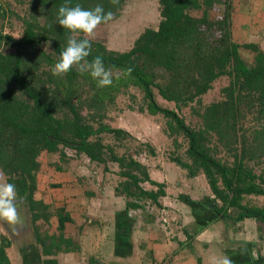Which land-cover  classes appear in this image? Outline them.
Wrapping results in <instances>:
<instances>
[{
	"label": "trees",
	"instance_id": "obj_1",
	"mask_svg": "<svg viewBox=\"0 0 264 264\" xmlns=\"http://www.w3.org/2000/svg\"><path fill=\"white\" fill-rule=\"evenodd\" d=\"M128 2L16 0L7 7L0 2V22L17 20L23 29L19 38L0 31V169L7 183L15 185L16 198H25L43 252L76 249L63 236L72 222L65 207L55 213L61 235L39 225H50L54 215L49 204L36 199L45 153H58L60 162L83 161L94 174L101 171L103 183L116 184L130 210L146 209L142 202L147 200L158 217L164 208L161 199L170 197L166 182L154 180L151 166L143 161L158 156L157 148L107 123L118 98L132 88L142 97L139 111L160 116L177 149L187 143L185 155L169 153V163L187 171L188 179L206 178L213 197L203 205L210 220L222 218L229 226L242 227L255 220L257 239L264 240V49L255 41L234 39L231 0H158L159 21L126 50L88 37L92 47L87 59H103L113 72L110 86L97 87L89 73L75 67L62 76L52 74L67 38H84L59 26L62 5L87 10L101 5L105 13H113V20L98 26L104 27L122 16ZM217 3L224 4L223 14L210 19ZM246 50L253 54L252 62L244 56ZM222 79L227 85L207 102L205 97ZM157 97L173 108L162 106ZM114 165L119 170L111 173ZM110 173L116 180L107 177ZM176 200L193 199L180 192ZM10 246L2 236L0 264H11Z\"/></svg>",
	"mask_w": 264,
	"mask_h": 264
},
{
	"label": "crops",
	"instance_id": "obj_2",
	"mask_svg": "<svg viewBox=\"0 0 264 264\" xmlns=\"http://www.w3.org/2000/svg\"><path fill=\"white\" fill-rule=\"evenodd\" d=\"M244 1L231 0L234 39L241 44L255 41L264 49V9L251 7L252 0L248 5ZM219 4L222 3H217L216 7L210 10V19H214V10ZM240 7L242 11L238 13ZM220 16H217L214 20ZM45 155L46 153L43 157ZM46 156L51 157L52 155ZM57 165L59 163L54 167L50 166L44 168V171L42 170L39 175L36 194L39 196V200L43 199L39 195L41 191L45 192L49 188L50 195V191L53 190L50 188V184L58 188L60 185L64 186L62 181H65L66 184L70 183L71 188L68 191L73 194L76 191L80 193L77 195L78 197L76 196L77 204H69L76 207V216L73 214L75 209H69V205L64 206L65 202H68V198L63 197L61 194H57L58 196L54 198L50 196L42 200L52 208L67 207L66 210L71 213L72 222L67 223L65 230L72 228L71 230L75 234L68 236V233L64 230L65 235L63 234V236L65 241L70 240L76 249L60 252L56 255H47L37 241L35 229H33L35 235L26 234L27 236L21 239L22 244L19 246L17 238L22 233L20 223L16 222L14 225H9L5 220L0 219V243L2 236H5L11 242V246L7 250L11 264H49L51 260H56L55 264H218V261L225 257L230 259L233 264H264V252L259 249L258 244L254 245L256 242L254 239L242 236L240 233L242 231L241 227L235 228L232 226V230L228 231L231 226L225 223L227 230L223 228L225 232H222L218 226H214L218 222L216 220L214 223L207 225L212 219L205 220L201 218L205 216H202L205 213L210 216L209 210L202 211L201 209L205 208L204 205L201 203L196 205L194 199L181 203L176 200V197L171 198V195L167 197L171 200L175 199L174 206L173 202H170L169 206L164 203L165 206L162 208L160 215L165 214L169 218V211H179L180 204H183L185 212L190 210L192 212L190 214L186 212L187 216L184 219L185 221H182L184 222L182 228L174 226L172 223L168 224L166 222V224H163L160 220L161 216L156 219L165 228L172 225L170 233L173 234L174 232L173 235L176 236L172 235V238L171 236L168 238V232H165V230L159 231L156 228L158 225L156 221L153 222L154 217L152 215L154 214L152 211L150 210L147 214L141 209H128L127 198L117 193L114 184V186H108L109 183L99 184L98 174L93 173L90 177L86 174L80 176L74 170L70 171ZM46 181L49 185L45 184ZM79 184L84 185V187L76 189ZM88 185H90L91 190H87ZM106 185L108 187H105ZM168 194L170 193L168 192ZM102 196L106 200L105 202L98 201L101 200ZM79 197L81 199L78 200ZM89 198L93 200L90 202ZM163 210H165L164 213ZM197 210L200 211L198 214L196 213ZM23 211L29 217L27 223L34 228L29 210L25 207L18 208V213ZM137 212L143 213L140 215V219L134 220L129 214ZM201 220L207 222L203 223ZM182 222L177 221L179 225H182ZM189 226H191L190 229L193 232L190 231ZM178 228L179 230H176ZM56 231L54 230L51 233ZM56 233L58 234V232ZM245 239H251V242ZM23 240L25 243H23ZM18 246L20 249H18ZM253 250L256 252V258L251 255Z\"/></svg>",
	"mask_w": 264,
	"mask_h": 264
},
{
	"label": "rangeland",
	"instance_id": "obj_3",
	"mask_svg": "<svg viewBox=\"0 0 264 264\" xmlns=\"http://www.w3.org/2000/svg\"><path fill=\"white\" fill-rule=\"evenodd\" d=\"M8 1L15 3L16 0H0V2H2L4 5L6 4V7H7ZM157 1L158 0H129V2L125 6V8L122 12V16L120 18L116 19L115 22L110 23L104 27H97V29L94 31V35L89 37V38L95 39L97 41L102 40L104 43L108 44V47L110 49L126 50L127 48H130L132 46L134 40L140 35V33L146 27L157 24V22L159 21L160 12H159V8L157 6ZM244 2H246V4L248 5V3H250V0H245ZM250 4H251L250 6L253 8L257 7V9H260V8H261V10L264 9V0H255V2H254V0H252ZM224 8H225L224 4L218 5L216 10H214V12H215L214 19L223 13ZM20 9L21 8L19 7L18 10L20 12L23 11L22 9L21 10ZM241 9L242 8L240 7L238 13H240L242 11ZM212 18H213V16H212ZM10 21H11V19L9 20V22ZM9 22H8V19H6L4 22H0V26L2 23H4V25H5V28L4 29L0 28V31L2 30L6 34H10L15 38L21 37L22 32H23L22 25L17 20H13L11 23H9ZM245 55H246L247 59L249 60V62H252L253 54L250 51L246 50L244 56ZM227 83H228V81L226 79L219 80L215 85V89L209 95H207L205 97V100L207 102H211L212 100H214L216 98V96L218 95V91H220L221 88L226 86ZM135 97H136V99H134ZM157 99H158V102L162 106H167V107L173 108L172 104L167 103L162 98L157 97ZM141 102H142V97L138 93V90L135 88H132L131 90H129V93H127L125 95H121L118 98L117 103H116L117 104L116 108H115V110L112 111V114L110 115L111 117L107 120V123L113 127L122 128V129L128 131L133 136V138L139 140L140 142H145V143L148 142L157 148L158 156H156V157L145 156L143 161H144V163L151 166V168H152L151 171L153 173V179L154 180L155 179L157 181L165 180L166 186H167V191L170 193L171 196L175 195L174 197H176L180 194V192H183L184 194L190 195V197L195 200L194 202H196V205L198 203L203 204V202L209 203V200L206 198L209 196L213 197V195H212L211 189L208 185L206 178L203 175H200L197 178L188 179V177H187L188 172L187 171L184 172V171L180 170L178 167H176L172 164L170 165V163H169L170 162V158H168L170 155L169 153L174 152L176 154L174 156H177L178 154L185 155L186 150H187V143H184V145L182 144L183 146L181 149L180 148L177 149L175 147V143H174L173 139L169 138L165 134V126L166 125L163 124L162 118L160 116H150L148 113H141L139 111V105L141 104ZM184 112L187 114V116H190L189 110H186ZM178 143H180V141ZM220 156L226 157V155H223L222 153L220 154ZM51 157H47L46 155H45V157H43V156L41 157L42 159L40 160V162L43 165L41 170L44 171V168L50 167V166L54 167V166H56V165H54L55 163L60 162L61 158H60V155L58 153L53 154ZM59 165L61 167H63L64 169L67 168L70 171H72V170L76 171L77 175H80V176H83V174H86L90 177L91 174H93V172L90 171V170H92V168H90L83 161L77 160V161H73L70 163L62 161L61 163H59ZM112 168L113 169H112L111 173L117 172L119 170L117 165H114ZM111 173L107 176L109 179L114 177L113 175H111ZM97 174L99 176V178H98L99 184H104L103 183V176L104 175H102V172L100 171ZM115 177H114V180H116ZM5 178H6L5 174L0 169V183H5L6 182ZM62 182H63L64 186L60 185V187H58V188H56V186H54L53 184H50L51 185L50 188L53 189L52 191H50V195H49V191H48L49 188H47L48 190H46L45 192L41 191L39 195L41 196V198H43L45 200L46 197L51 196L54 198L55 196H58L59 194H61L63 197L68 198V200H67L68 202H65L64 206H67L69 204L70 205H76L77 204L76 198L78 197L77 195L80 193L78 191H76V193H74V194L71 193V191H68L69 188H71L70 183L66 184V183H64L65 181H62ZM53 183H54V181H53ZM45 184H48V181H46ZM109 185L112 186L113 184L109 183L108 186ZM85 186H87V185H85ZM108 186L106 185L105 187H108ZM82 187H84V185L81 186L79 184V187H77L76 189H80ZM150 187L148 186V188H150ZM90 188H91L90 185H88L87 190H91ZM95 195L97 196V194H95ZM38 197L39 196H37V194H36L37 200H39ZM43 199H40V200H43ZM79 199H81V198L79 197L78 200ZM89 200L91 202L93 199L89 198ZM98 201L99 202H105L106 200L102 196L101 200H98ZM162 202H163L162 203L163 207L165 206L164 203L167 206H169L170 202H173V206H174L175 199L171 200V198L169 199L166 197V198L162 199ZM142 203L146 204V206L143 205L146 209H141V210H143L144 213L146 212L147 214H149V211L151 210V207L149 205H152V204L150 202H148L147 200L145 202H142ZM23 205H25L24 207L27 208L26 203H24ZM70 205L68 208L72 209V210L75 209L73 214H74V216H76V214H75V212L77 211L76 207H74V206L72 207ZM182 205L183 204H180V206H179L180 210L179 211L175 210V211H173L174 213L172 211H169L170 212L169 218L168 217L166 218V221L168 224L172 223V225L179 226V228H182V226L184 224V222H182V221H185L184 219L187 216L186 212H188L189 214L192 213L191 210L185 212V209H183ZM56 208L57 207H53L52 211H51L54 214L51 218V224L48 225L47 223L40 222L39 225L42 227L43 231L48 228V230L51 232H53L54 230H57L56 232H58V234L61 235V232L59 230V223H58L59 220L55 214ZM65 209H67V207H65ZM156 209H158V208H156ZM27 210H28V208H27ZM201 210L206 212L205 208H202ZM199 212L197 210L196 213L198 214ZM142 213L137 212V213L129 214V215L134 220H136V219H140V215H142ZM70 215H71V213H70ZM204 215L206 216V218H209V220H210V217L206 213L202 214V216H204ZM136 216H137V218H135ZM152 216L154 217L153 222L156 221V224L158 225V227H156V228L159 231L165 230V232H168L167 233L168 238L170 236L172 238V235L175 234L174 232H173V234L170 233V228L172 225L170 227L167 226V228H165L162 225V223H159V221L156 220L160 216L162 217V215L159 214L158 217H156L155 215H152ZM212 217H215V216L212 215ZM27 218H29V217H28L26 212L23 211V212L18 213V221L17 222L20 223V225H21L20 230L22 232V233H20L19 237L17 238L19 240V244H18L19 246L22 244L21 243L22 238H25L28 234L29 235H35L34 231H33L34 228H32L31 224L27 223L28 222ZM203 218L204 217H202L201 219H203ZM178 220L180 221V223L182 222V225H179L177 223ZM221 220H222V218H221ZM221 220L220 221L216 220L218 222L214 226L215 227L218 226L222 232H225L224 229L227 230L226 224H225L226 222H224L223 220L221 221ZM201 221L203 223L207 222V221L204 222V220H201ZM214 221H215V219L212 218L211 222L207 223V225L214 223ZM229 224L231 225V228H229L230 230H228V231L232 230V226H234L235 228L241 227L242 228V231L240 232L241 235L244 236L245 238L248 237V238L254 239V241H256L254 243V245L256 246V244H258L259 249L264 252V240L257 239V233L255 231V226H256L255 220H253V221L250 220L247 224H244L243 227L239 223L236 225H233L232 223L229 222ZM179 228L176 230H179ZM190 228H191V226H189V229ZM71 229L72 228H67V230H65L66 233H68V236L75 234V232H73ZM190 231L193 232L192 229H190ZM173 236H176V235H173ZM178 236H179V234H178ZM245 240H247L248 242H251L250 241L251 239H245ZM23 243H25L24 240H23ZM19 246H18V249H20ZM18 249H17V251H19Z\"/></svg>",
	"mask_w": 264,
	"mask_h": 264
},
{
	"label": "clouds",
	"instance_id": "obj_4",
	"mask_svg": "<svg viewBox=\"0 0 264 264\" xmlns=\"http://www.w3.org/2000/svg\"><path fill=\"white\" fill-rule=\"evenodd\" d=\"M117 4L119 0H111ZM58 24L60 27L67 29L70 33H83V39H76L74 35L67 38V46L60 53L59 60L54 64L51 71L54 76H62L76 68L81 74L89 73L97 82V87L103 88L110 86L113 82V72L106 68L101 57L97 56L91 61L87 58L90 55L92 43L88 37L94 35V31L101 23H108L113 20L111 11L105 13L101 5L94 9L87 10L80 5L69 7L66 4L58 9ZM130 74L132 69L128 68ZM16 198V187L12 183H0V219L5 220L10 225L18 221V205ZM256 258V252L251 253ZM218 264H233L227 257L218 261Z\"/></svg>",
	"mask_w": 264,
	"mask_h": 264
},
{
	"label": "water",
	"instance_id": "obj_5",
	"mask_svg": "<svg viewBox=\"0 0 264 264\" xmlns=\"http://www.w3.org/2000/svg\"><path fill=\"white\" fill-rule=\"evenodd\" d=\"M51 140H54V138H51ZM17 200L19 201L17 206H22L25 203V198H17Z\"/></svg>",
	"mask_w": 264,
	"mask_h": 264
},
{
	"label": "built area",
	"instance_id": "obj_6",
	"mask_svg": "<svg viewBox=\"0 0 264 264\" xmlns=\"http://www.w3.org/2000/svg\"><path fill=\"white\" fill-rule=\"evenodd\" d=\"M164 211L165 210H163V213H164ZM162 212V211H161ZM166 218H167V216L165 215V214H162V217H161V220H162V222H163V224H166Z\"/></svg>",
	"mask_w": 264,
	"mask_h": 264
},
{
	"label": "flooded vegetation",
	"instance_id": "obj_7",
	"mask_svg": "<svg viewBox=\"0 0 264 264\" xmlns=\"http://www.w3.org/2000/svg\"><path fill=\"white\" fill-rule=\"evenodd\" d=\"M25 205H22V206H17L18 208H22V207H24Z\"/></svg>",
	"mask_w": 264,
	"mask_h": 264
}]
</instances>
